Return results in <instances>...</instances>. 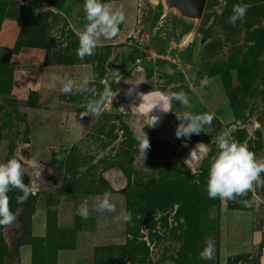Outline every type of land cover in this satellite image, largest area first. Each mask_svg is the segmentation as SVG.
Segmentation results:
<instances>
[{
    "label": "rangeland",
    "instance_id": "1",
    "mask_svg": "<svg viewBox=\"0 0 264 264\" xmlns=\"http://www.w3.org/2000/svg\"><path fill=\"white\" fill-rule=\"evenodd\" d=\"M102 2L122 7L125 21L80 60L84 0H0V33L6 23L16 29L13 45H0V162L32 156L43 168L26 202L17 203L18 189L8 193L19 223L0 226V264H264V186L235 200L210 199L206 191L222 131L264 158V0H205L195 18L167 0ZM235 4L249 7L232 25ZM66 68L89 76L67 94ZM41 70L57 71L55 89L31 88ZM105 91L99 113L81 118L82 104ZM180 91L192 108L172 99L150 125L143 95ZM185 111L215 118L199 135L177 138L176 114ZM142 131L145 153L135 138ZM199 142L207 156L185 165ZM30 177L26 171V185ZM105 192L115 213L97 210ZM83 201L87 219L78 214ZM124 211L131 221L118 218ZM33 216L44 220L40 235L31 231ZM208 238L214 254L201 259ZM21 246H28L27 263L18 257Z\"/></svg>",
    "mask_w": 264,
    "mask_h": 264
},
{
    "label": "clouds",
    "instance_id": "2",
    "mask_svg": "<svg viewBox=\"0 0 264 264\" xmlns=\"http://www.w3.org/2000/svg\"><path fill=\"white\" fill-rule=\"evenodd\" d=\"M248 5H233L232 15L228 17V23L235 25L237 20H243ZM83 10L85 13L86 23L82 30L76 32L79 41V47L76 50L78 59L84 60L86 56L95 55V50L102 47V39L110 40L117 36L119 25L125 21V14L122 7H114L111 3H103L102 0H84ZM209 78L205 75L200 86L204 87L208 84ZM87 83V82H85ZM74 82L68 79L62 91L67 94L73 91ZM191 87V86H190ZM193 87V91H194ZM80 92L95 93L94 88H81ZM108 91H105L100 100L88 99L82 108L84 111L80 113L81 118L87 115L98 114L103 101L107 99ZM152 93L143 95L145 101L141 105L144 111L151 110L155 107V100L151 99ZM160 99L165 101L164 111L171 109L170 101L175 99L181 103L186 109H191L188 96L185 92H173L170 96L161 95ZM180 123L176 128V137H190L192 134L199 135L204 131L205 126H210L215 118L214 113L193 114L191 111H185L177 115ZM156 122L153 117L151 124ZM259 127V123L256 124ZM136 140L139 142V149L145 153L150 147L149 139L144 131L137 135ZM214 142L217 151L210 158V167L208 169V178L206 191L210 199L219 198L221 200H235L237 197L246 196L248 192L255 191L254 185L264 186V180H261L260 174L264 172V158L257 159L256 154L250 151L246 144L236 141L229 132L222 131L215 138ZM209 152L208 145L199 142L190 152L184 164L192 166L199 160L207 156ZM43 168L38 161L32 156L31 158L11 157L6 162H0V226H13L19 223L18 217L10 210V199L8 193L13 189H18L23 193L22 196L16 198L18 204L26 202L28 196L36 193L38 183L42 182ZM26 171H33L34 178L30 177L29 184L23 182V176ZM196 169L193 168V173ZM103 200L98 202V211L116 212V207L110 202L111 193L105 192ZM240 203L250 206L248 200H240ZM78 214L84 219L88 218L89 209L87 201H83L79 208ZM124 221H131L132 213L124 211L120 217ZM183 222V221H182ZM215 250V241L208 238L205 241V247L200 253L201 259L210 260Z\"/></svg>",
    "mask_w": 264,
    "mask_h": 264
},
{
    "label": "crops",
    "instance_id": "3",
    "mask_svg": "<svg viewBox=\"0 0 264 264\" xmlns=\"http://www.w3.org/2000/svg\"><path fill=\"white\" fill-rule=\"evenodd\" d=\"M16 32L15 26L13 23H6L0 33V45L3 47H11L15 41L14 34ZM65 73L66 81L71 79L74 83L81 84V82H85L88 79V71H83L81 69H72L66 68L63 70ZM59 77L57 71L54 70H41L39 71V75L37 80L30 83L31 88L33 89H42V90H53L58 85ZM44 220L41 217L33 216L30 220V228L33 234L40 235L41 233V223ZM39 225V226H38ZM18 257L21 263H27L29 260V251L28 246H21L19 248Z\"/></svg>",
    "mask_w": 264,
    "mask_h": 264
},
{
    "label": "water",
    "instance_id": "4",
    "mask_svg": "<svg viewBox=\"0 0 264 264\" xmlns=\"http://www.w3.org/2000/svg\"><path fill=\"white\" fill-rule=\"evenodd\" d=\"M170 6H173L181 11L182 14L189 16L191 18H195L200 16L203 5L205 0H167ZM152 97L156 99L157 101H161L160 95L157 93H152ZM146 95V94H144ZM143 99V98H142ZM164 101V100H163ZM164 109V107H163ZM162 109V112L160 115L164 112ZM144 111V110H143Z\"/></svg>",
    "mask_w": 264,
    "mask_h": 264
},
{
    "label": "bare ground",
    "instance_id": "5",
    "mask_svg": "<svg viewBox=\"0 0 264 264\" xmlns=\"http://www.w3.org/2000/svg\"><path fill=\"white\" fill-rule=\"evenodd\" d=\"M144 103H145V101L143 99L142 104H144ZM161 106L162 105H160V107L155 105V107L151 109L152 116L156 118V121H157L158 117L160 116V113L162 112L163 106L162 107ZM140 109H141V107H140ZM141 111H143V110L141 109Z\"/></svg>",
    "mask_w": 264,
    "mask_h": 264
}]
</instances>
